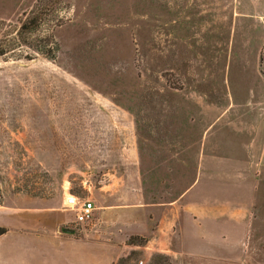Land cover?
Masks as SVG:
<instances>
[{
    "label": "rangeland",
    "instance_id": "374dc122",
    "mask_svg": "<svg viewBox=\"0 0 264 264\" xmlns=\"http://www.w3.org/2000/svg\"><path fill=\"white\" fill-rule=\"evenodd\" d=\"M2 50L0 237L51 210L85 238L116 207L114 264H264V0H0ZM207 162L214 191L185 196ZM175 215L171 257L131 246Z\"/></svg>",
    "mask_w": 264,
    "mask_h": 264
},
{
    "label": "crops",
    "instance_id": "0c3cea01",
    "mask_svg": "<svg viewBox=\"0 0 264 264\" xmlns=\"http://www.w3.org/2000/svg\"><path fill=\"white\" fill-rule=\"evenodd\" d=\"M257 153L261 155V152L255 151L256 155ZM208 176L211 181H208ZM205 177L206 182H203L201 174L185 196L196 199L199 193L205 192L208 198V194L214 191L213 168H208V162L205 167ZM160 204H167V202ZM160 204L158 205L162 206ZM114 208L116 207L107 208L104 213H100L96 223L90 225L91 228L87 230L85 238L80 239L60 233L61 225L69 218L63 213L51 210L33 211V234L30 235L24 229V218L21 220L18 217L16 224L19 225L16 231L0 237V264H114L123 257L124 248H128L129 240L124 237L117 239L111 234L117 228L122 229L119 225L112 227L110 223L112 215L116 213ZM170 210L176 214L175 207L172 206ZM148 212L149 208L142 206L122 209L119 212L122 213L119 216L122 219L119 223H125V217L134 216L135 218L126 222L131 226L129 229L138 231V228L140 229L143 225L149 226L154 221ZM181 216L175 215L171 223L161 220L157 233L150 240L146 239L149 248L171 257L175 241L173 234L176 233L175 228ZM160 243H164L165 249L159 246Z\"/></svg>",
    "mask_w": 264,
    "mask_h": 264
},
{
    "label": "trees",
    "instance_id": "16d2710c",
    "mask_svg": "<svg viewBox=\"0 0 264 264\" xmlns=\"http://www.w3.org/2000/svg\"><path fill=\"white\" fill-rule=\"evenodd\" d=\"M37 23L36 21L28 22L23 26V31H33L34 28H37ZM5 51L2 50L0 53L2 56H5ZM4 234V233H3ZM131 246L134 247H144L148 244V240L135 237L130 241ZM138 256H140V253L138 252H133L129 257L122 259L119 261L118 264H130L131 261L135 260ZM151 264H171L169 262V257L164 256V255H157L155 259H153V262Z\"/></svg>",
    "mask_w": 264,
    "mask_h": 264
},
{
    "label": "built area",
    "instance_id": "2783aa9c",
    "mask_svg": "<svg viewBox=\"0 0 264 264\" xmlns=\"http://www.w3.org/2000/svg\"><path fill=\"white\" fill-rule=\"evenodd\" d=\"M70 206H76L75 202H70ZM79 207L76 208L77 217L76 224L79 226L85 225L91 221L95 216L96 207L91 202H79Z\"/></svg>",
    "mask_w": 264,
    "mask_h": 264
},
{
    "label": "water",
    "instance_id": "95a60500",
    "mask_svg": "<svg viewBox=\"0 0 264 264\" xmlns=\"http://www.w3.org/2000/svg\"><path fill=\"white\" fill-rule=\"evenodd\" d=\"M68 233H73L72 231H67Z\"/></svg>",
    "mask_w": 264,
    "mask_h": 264
}]
</instances>
